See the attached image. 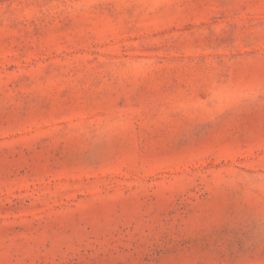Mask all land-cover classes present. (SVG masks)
Segmentation results:
<instances>
[{
  "label": "rangeland",
  "instance_id": "374dc122",
  "mask_svg": "<svg viewBox=\"0 0 264 264\" xmlns=\"http://www.w3.org/2000/svg\"><path fill=\"white\" fill-rule=\"evenodd\" d=\"M0 264H264V0H0Z\"/></svg>",
  "mask_w": 264,
  "mask_h": 264
}]
</instances>
